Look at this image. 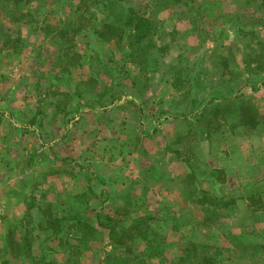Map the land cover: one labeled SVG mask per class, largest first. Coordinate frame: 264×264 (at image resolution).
<instances>
[{
  "label": "rangeland",
  "instance_id": "1",
  "mask_svg": "<svg viewBox=\"0 0 264 264\" xmlns=\"http://www.w3.org/2000/svg\"><path fill=\"white\" fill-rule=\"evenodd\" d=\"M91 1L0 0V264H264V0Z\"/></svg>",
  "mask_w": 264,
  "mask_h": 264
},
{
  "label": "trees",
  "instance_id": "2",
  "mask_svg": "<svg viewBox=\"0 0 264 264\" xmlns=\"http://www.w3.org/2000/svg\"><path fill=\"white\" fill-rule=\"evenodd\" d=\"M85 2H89L90 0H82ZM92 5H98L100 9V13L110 18L114 16V10L119 6V13H124L127 15L128 22L132 25L129 30L121 29L118 35L123 39V37H129V45L131 46L133 42L131 41L133 37L138 39V42L146 39L148 30L153 26V20L155 19L154 16L157 10H165L171 7L176 6V4L172 1H161V2H154L153 0H138L137 4L131 5L127 2V0H92ZM152 2V3H151ZM145 3V4H144ZM145 5V11L140 12V10ZM117 11V9L115 10ZM114 21V19H113ZM144 23L145 29H140V23ZM109 23L105 25L106 28H109ZM153 29V28H152ZM94 34H98V36L102 37L101 43L105 44V41H108L107 37L104 33H101L99 29L97 31H93ZM105 40V41H104ZM214 203L211 206H218V208H230L229 203L227 200L223 199V197L214 196ZM113 231H110V238H112ZM160 255V254H159ZM111 257L108 255L106 259ZM118 260V259H117ZM123 262V260H121Z\"/></svg>",
  "mask_w": 264,
  "mask_h": 264
},
{
  "label": "crops",
  "instance_id": "3",
  "mask_svg": "<svg viewBox=\"0 0 264 264\" xmlns=\"http://www.w3.org/2000/svg\"><path fill=\"white\" fill-rule=\"evenodd\" d=\"M256 140H258V139H256ZM257 156L255 157V155L253 154V156L250 157L251 158L250 160H246L247 157H245L246 164L247 165L255 164L256 163V158H258ZM263 160H264V155H263ZM258 162L261 163V160L258 161ZM262 162L264 164V161H262ZM231 163H233V161H230L229 164L227 163V166L221 167L222 168V172H223V176L225 177V179L222 180L221 183L222 184L224 183L225 186H233V187L234 186H239L237 182L234 183L236 181V174L237 173H235V169L233 168ZM263 168H264V166H263Z\"/></svg>",
  "mask_w": 264,
  "mask_h": 264
}]
</instances>
